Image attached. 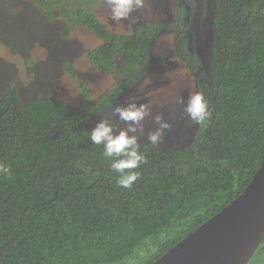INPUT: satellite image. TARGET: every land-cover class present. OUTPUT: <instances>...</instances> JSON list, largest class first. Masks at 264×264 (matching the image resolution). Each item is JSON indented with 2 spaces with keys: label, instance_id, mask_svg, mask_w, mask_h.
I'll use <instances>...</instances> for the list:
<instances>
[{
  "label": "trees",
  "instance_id": "16d2710c",
  "mask_svg": "<svg viewBox=\"0 0 264 264\" xmlns=\"http://www.w3.org/2000/svg\"><path fill=\"white\" fill-rule=\"evenodd\" d=\"M66 34L90 30L100 44L88 58L123 80L87 104L89 90L72 62L65 72L79 106L57 97L22 103L0 98V264H154L239 197L264 163V0H215L220 68L201 92L212 117L187 149L141 147L147 158L131 189L90 140L91 118L116 105L150 64L164 24L117 33L93 6L98 0H32ZM193 5L194 0H184ZM249 264H264V241Z\"/></svg>",
  "mask_w": 264,
  "mask_h": 264
},
{
  "label": "rangeland",
  "instance_id": "374dc122",
  "mask_svg": "<svg viewBox=\"0 0 264 264\" xmlns=\"http://www.w3.org/2000/svg\"><path fill=\"white\" fill-rule=\"evenodd\" d=\"M182 3V0H146L143 9L120 23L111 19L105 0L94 4L93 11L99 19L117 33L141 31L147 25L164 24L165 28L153 40L145 74L136 84L123 89L116 105L93 115L92 128L102 119H108L117 130L127 128V124L113 113L116 107L126 106L131 100L138 105H147L152 113L143 122L144 133L139 137L141 147L187 149L207 131V127L195 124L183 113L189 94L199 92V89L182 65L176 49L175 18L180 14ZM186 8L188 16L185 17L192 15V23L195 22V43L192 37L193 44L188 51L198 53L202 58L201 69L207 73V79L203 81L212 80L220 68L213 28L215 0H195L193 11ZM66 31L63 19L51 20L32 0H0V98L16 89L24 104L54 96L79 106L82 96L75 81L64 70L68 61L74 64L78 78L88 87L89 107L115 90L123 77L101 73L88 58L100 40L82 26L74 27L70 34ZM181 97L184 104L179 103ZM157 114L171 124V130L166 131L160 144L153 146L147 136L157 128L154 121Z\"/></svg>",
  "mask_w": 264,
  "mask_h": 264
},
{
  "label": "water",
  "instance_id": "95a60500",
  "mask_svg": "<svg viewBox=\"0 0 264 264\" xmlns=\"http://www.w3.org/2000/svg\"><path fill=\"white\" fill-rule=\"evenodd\" d=\"M264 241V163L245 191L154 264H249Z\"/></svg>",
  "mask_w": 264,
  "mask_h": 264
},
{
  "label": "clouds",
  "instance_id": "9594fccd",
  "mask_svg": "<svg viewBox=\"0 0 264 264\" xmlns=\"http://www.w3.org/2000/svg\"><path fill=\"white\" fill-rule=\"evenodd\" d=\"M105 3L110 9L111 19L120 23L130 20L134 12L143 9L146 0H105ZM179 103H185L182 97ZM183 113L201 127H206L212 117L209 101L202 92L189 94ZM113 114L125 122L127 128L117 130L108 119H102L91 129L90 140L103 147V156L110 161L113 172L118 174V186L131 189L139 179V173L134 170L147 162L141 151L139 137L144 133L143 122L152 113L147 105H138L130 100L126 106L116 107ZM154 121L157 128L148 133L147 139L156 146L163 141L166 131L171 130V124L159 114L154 117ZM0 172L7 173L8 169L0 164Z\"/></svg>",
  "mask_w": 264,
  "mask_h": 264
},
{
  "label": "flooded vegetation",
  "instance_id": "af4514ba",
  "mask_svg": "<svg viewBox=\"0 0 264 264\" xmlns=\"http://www.w3.org/2000/svg\"><path fill=\"white\" fill-rule=\"evenodd\" d=\"M182 2H183L182 5L179 6L181 8V11L179 9L180 14L178 15V18L176 14V18H175V29L178 34V41H177L176 49L178 52V57H180V61L182 62V65L184 66V68H186L189 71L191 76L195 79L198 85L199 92H201L204 86V82H208V81H203L204 79H207L206 71L201 69L203 60L202 58H200L198 53L193 54V53H189L188 51L190 45H192L193 42L195 43L194 31H193L195 30L194 29L195 22L192 23L193 21L192 15H190V17H187V18L185 16L186 15L188 16L186 7L188 6L193 11V5L188 4L184 0H182ZM194 6H195V0H194ZM192 37H193V42L191 41ZM206 62H209V61H206ZM199 71L203 72V74H201ZM203 76L205 78H203Z\"/></svg>",
  "mask_w": 264,
  "mask_h": 264
}]
</instances>
